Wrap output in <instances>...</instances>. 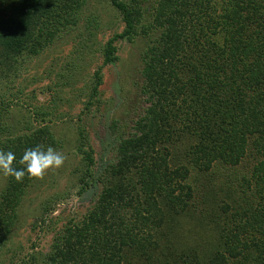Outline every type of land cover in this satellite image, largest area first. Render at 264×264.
<instances>
[{"label":"trees","instance_id":"trees-1","mask_svg":"<svg viewBox=\"0 0 264 264\" xmlns=\"http://www.w3.org/2000/svg\"><path fill=\"white\" fill-rule=\"evenodd\" d=\"M145 1L111 0L124 27L102 51L103 65H113L116 40L150 38L141 55L144 107L129 130L111 125L120 137L114 161L92 174L84 153L79 191L99 193L81 220L54 237L44 264H264V0H154L149 11ZM85 2L0 0V77L70 33ZM3 103L0 151H13L18 161L37 145L56 150L48 126L21 131ZM249 147L250 191L221 207L231 221L217 245L200 254L174 242L181 219L193 216L192 172L238 166ZM3 179L0 246L34 181Z\"/></svg>","mask_w":264,"mask_h":264},{"label":"rangeland","instance_id":"rangeland-1","mask_svg":"<svg viewBox=\"0 0 264 264\" xmlns=\"http://www.w3.org/2000/svg\"><path fill=\"white\" fill-rule=\"evenodd\" d=\"M153 4L147 0L143 9L149 11ZM123 27L111 0H86L81 20L70 33L38 56L25 57L9 77H0V99L10 123L21 131L48 126L58 143L56 150L67 157L63 167L27 189L10 238L0 246V264H44L54 237L94 205L98 188L93 193L79 191L86 175L84 153L93 160L92 174L114 161L120 137L111 133V125L117 122L129 130L145 103L140 95L141 55L150 38L116 40L118 60L103 65V47ZM97 78L100 83L94 90ZM252 153L249 147L246 159L233 168L215 165L208 172H192L193 216L181 219L174 242L200 254L217 245L221 227L231 221V211L224 213L221 207L250 191ZM3 187L0 173V190Z\"/></svg>","mask_w":264,"mask_h":264},{"label":"clouds","instance_id":"clouds-1","mask_svg":"<svg viewBox=\"0 0 264 264\" xmlns=\"http://www.w3.org/2000/svg\"><path fill=\"white\" fill-rule=\"evenodd\" d=\"M66 159L62 152L51 146L46 149L41 145L28 148L18 161L13 151H0V173L17 183H22L25 177L29 180H42L49 171L63 167ZM17 163L21 167L17 168Z\"/></svg>","mask_w":264,"mask_h":264}]
</instances>
